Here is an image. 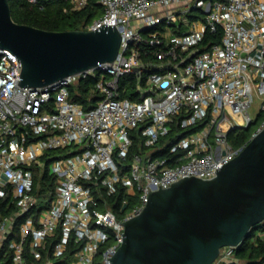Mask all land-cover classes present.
Listing matches in <instances>:
<instances>
[{
    "label": "built area",
    "instance_id": "2783aa9c",
    "mask_svg": "<svg viewBox=\"0 0 264 264\" xmlns=\"http://www.w3.org/2000/svg\"><path fill=\"white\" fill-rule=\"evenodd\" d=\"M91 1L101 14L84 29H119L112 62L28 87L20 60L0 48V264H111L123 221L151 191L214 177L246 144L230 133L264 126V0H70V9ZM206 30L220 42L201 47ZM88 75L98 98L86 107L70 87ZM119 187L115 212L107 197ZM235 248L217 261H236Z\"/></svg>",
    "mask_w": 264,
    "mask_h": 264
},
{
    "label": "water",
    "instance_id": "95a60500",
    "mask_svg": "<svg viewBox=\"0 0 264 264\" xmlns=\"http://www.w3.org/2000/svg\"><path fill=\"white\" fill-rule=\"evenodd\" d=\"M119 44L115 26L53 31L17 23L8 0H0V48L20 60V86H45L112 62ZM263 221L264 126L214 177H184L151 191L141 211L123 221L110 261L212 264L221 248L238 247Z\"/></svg>",
    "mask_w": 264,
    "mask_h": 264
},
{
    "label": "trees",
    "instance_id": "16d2710c",
    "mask_svg": "<svg viewBox=\"0 0 264 264\" xmlns=\"http://www.w3.org/2000/svg\"><path fill=\"white\" fill-rule=\"evenodd\" d=\"M8 2L12 18L15 22L45 30L61 31L84 29L95 17L101 14L100 6L94 1H91L80 10H71L70 0H35L34 2L30 0H8ZM220 37V31L206 30L200 45L204 48L209 44L218 43L220 42ZM152 48L153 47L149 44L145 45V50L147 52ZM95 80L96 78L94 76L88 75L72 84L70 91L73 100L83 103L86 107L91 106L95 99L98 98V95L93 92ZM127 81H129L128 84ZM135 81L136 77L134 73L126 75L121 80L122 85L127 84V96L129 97L131 94H134ZM134 99H138V96ZM253 128L254 126H250L246 129L232 131L230 133L232 144L240 146L247 142ZM138 130L139 129H134L132 131L133 149H137L138 143L141 142ZM174 140V138H170V142ZM57 152L59 151L46 152L45 156L48 154L56 156L55 153ZM163 153H159L158 155L165 156ZM42 179H44V182H47L45 190L52 189L53 178L47 175V169L44 171ZM123 197L124 190L119 187L114 194L107 197L109 208L118 212ZM41 208H43V206L39 207V209ZM234 258L236 261L218 262V264H258L264 260V221L251 228L249 236L234 249ZM28 263L35 264V261L28 258Z\"/></svg>",
    "mask_w": 264,
    "mask_h": 264
},
{
    "label": "rangeland",
    "instance_id": "374dc122",
    "mask_svg": "<svg viewBox=\"0 0 264 264\" xmlns=\"http://www.w3.org/2000/svg\"><path fill=\"white\" fill-rule=\"evenodd\" d=\"M201 17V15H200ZM258 98L255 97V100H254V105L253 107L249 110V113L251 114V116H253L255 114V111H256V105L258 104ZM212 264H218V261H217V258L215 259V261L212 263Z\"/></svg>",
    "mask_w": 264,
    "mask_h": 264
}]
</instances>
